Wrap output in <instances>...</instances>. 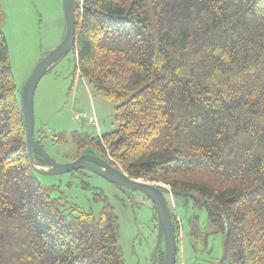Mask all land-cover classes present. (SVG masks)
I'll return each mask as SVG.
<instances>
[{"label": "trees", "instance_id": "trees-1", "mask_svg": "<svg viewBox=\"0 0 264 264\" xmlns=\"http://www.w3.org/2000/svg\"><path fill=\"white\" fill-rule=\"evenodd\" d=\"M74 2L77 71L118 123L95 139L74 133L80 155L192 199L224 236L222 263L264 264V0ZM3 19L0 264H124L114 209L95 217L53 197L31 167Z\"/></svg>", "mask_w": 264, "mask_h": 264}, {"label": "rangeland", "instance_id": "rangeland-1", "mask_svg": "<svg viewBox=\"0 0 264 264\" xmlns=\"http://www.w3.org/2000/svg\"><path fill=\"white\" fill-rule=\"evenodd\" d=\"M4 15L2 31L6 36L18 97L35 66L63 40L66 30L62 0H0ZM116 104L104 98L81 78L72 50L57 62L40 81L34 97V137L58 164H68L83 155H100L95 150L81 152L73 134L95 139L118 128ZM93 115L101 127L76 121L74 114ZM101 156V155H100ZM38 181L85 213L97 217L106 206L114 209L120 222V246L124 264H163L165 240L159 243L154 204L142 192L125 190L89 169L62 175H41ZM168 198V197H167ZM171 211L181 220L176 264H227L224 236L215 234L207 212L192 199L168 198ZM197 218L200 234L192 235L190 219Z\"/></svg>", "mask_w": 264, "mask_h": 264}, {"label": "water", "instance_id": "water-1", "mask_svg": "<svg viewBox=\"0 0 264 264\" xmlns=\"http://www.w3.org/2000/svg\"><path fill=\"white\" fill-rule=\"evenodd\" d=\"M62 3L66 20L64 38L53 51L46 55L35 66L24 85L21 94L27 149L31 167L36 173L41 175H62L82 169H89L110 183L125 190L138 191L145 194L153 202L156 210L159 243L163 240H165L166 243L164 264H176L177 235L173 214L170 209L169 201L158 184L131 179L121 170L92 154L80 156L77 160L68 164H58L48 155L42 145L35 140L34 97L36 89L50 68L65 58L76 46L75 2L74 0H62ZM34 151H38L45 157L48 167H43L36 163Z\"/></svg>", "mask_w": 264, "mask_h": 264}, {"label": "built area", "instance_id": "built-area-1", "mask_svg": "<svg viewBox=\"0 0 264 264\" xmlns=\"http://www.w3.org/2000/svg\"><path fill=\"white\" fill-rule=\"evenodd\" d=\"M74 119L76 121H83V122L87 123L88 125L92 126L93 128H95L98 133L100 132L101 127H100L98 120L96 119L95 116L88 115L84 111H79V112H76L74 114Z\"/></svg>", "mask_w": 264, "mask_h": 264}, {"label": "flooded vegetation", "instance_id": "flooded-vegetation-1", "mask_svg": "<svg viewBox=\"0 0 264 264\" xmlns=\"http://www.w3.org/2000/svg\"><path fill=\"white\" fill-rule=\"evenodd\" d=\"M101 155V154H100ZM100 155H98L97 157H99V158H101V159H103V160H105L103 157H102V155L100 156ZM106 161V160H105ZM107 162V161H106Z\"/></svg>", "mask_w": 264, "mask_h": 264}, {"label": "bare ground", "instance_id": "bare-ground-1", "mask_svg": "<svg viewBox=\"0 0 264 264\" xmlns=\"http://www.w3.org/2000/svg\"><path fill=\"white\" fill-rule=\"evenodd\" d=\"M75 38H76V35H75ZM34 158H35V156H34ZM36 161V160H35ZM37 163V162H36ZM38 164V163H37ZM79 171V170H78Z\"/></svg>", "mask_w": 264, "mask_h": 264}, {"label": "crops", "instance_id": "crops-1", "mask_svg": "<svg viewBox=\"0 0 264 264\" xmlns=\"http://www.w3.org/2000/svg\"><path fill=\"white\" fill-rule=\"evenodd\" d=\"M179 219V218H178Z\"/></svg>", "mask_w": 264, "mask_h": 264}]
</instances>
